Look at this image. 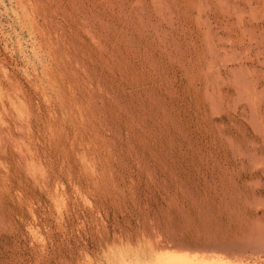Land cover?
Instances as JSON below:
<instances>
[{"label": "rangeland", "instance_id": "obj_1", "mask_svg": "<svg viewBox=\"0 0 264 264\" xmlns=\"http://www.w3.org/2000/svg\"><path fill=\"white\" fill-rule=\"evenodd\" d=\"M162 250L264 264V0H0V264Z\"/></svg>", "mask_w": 264, "mask_h": 264}, {"label": "bare ground", "instance_id": "obj_2", "mask_svg": "<svg viewBox=\"0 0 264 264\" xmlns=\"http://www.w3.org/2000/svg\"><path fill=\"white\" fill-rule=\"evenodd\" d=\"M190 252H186V251L178 252V251H168V250L159 252L153 264H210L211 263L210 261L212 260L220 264L222 262V258L220 257V255L217 256L216 254H212L214 257L211 255V257L208 259L205 256V254L203 255V253H201L202 255H200V253L198 254L196 253V251L194 253H190Z\"/></svg>", "mask_w": 264, "mask_h": 264}]
</instances>
